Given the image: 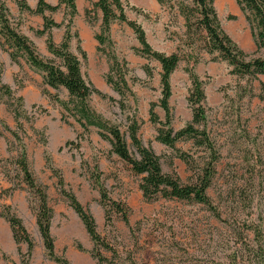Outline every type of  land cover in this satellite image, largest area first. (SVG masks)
<instances>
[{
	"label": "rangeland",
	"instance_id": "374dc122",
	"mask_svg": "<svg viewBox=\"0 0 264 264\" xmlns=\"http://www.w3.org/2000/svg\"><path fill=\"white\" fill-rule=\"evenodd\" d=\"M37 1L25 0L34 8ZM96 1L75 0L81 12L77 11L70 29L69 48L80 58L84 77L106 95L94 93L88 102L125 133L130 123L137 121L141 141L161 156L163 171L176 173L182 182H194L199 173L204 176L206 167L210 166L212 177L207 194L211 204L164 198L147 201L139 188L141 176L114 156L108 148L110 143L99 133L84 130L52 99L53 95H58L62 101H68L67 90L44 84L43 73L20 57L15 61L21 68L14 77L15 85L8 84L13 94L9 96L5 90H0V118L17 135L0 124V173L5 183L0 184V210L9 205L11 211L21 216L34 238L30 264L56 263L47 257L43 243L33 236L32 218L38 202L17 168L16 160L23 150L36 182L47 188L54 210L51 233L57 243V253L85 255L93 250L83 223L67 198L60 194L58 176L61 174L65 188L75 193L93 214L97 230L108 244L104 249L95 248V252L100 250L107 257L104 264H256L264 254V87L261 84L264 74L258 79L232 74V67L218 58L217 53L212 55L206 51L204 32L195 24L196 12L189 13L191 30L188 32L178 0L163 5L157 0H123L129 4L125 6L127 17L142 25L154 49L181 54V61L170 77L169 126L174 130L192 121V108L188 103L191 80L187 69L195 72L200 63V79L205 83L206 120L194 126L206 131L214 150L192 138H182L175 148L168 147L155 139L160 124H153L149 114L151 103H155V113L165 121L166 112L159 105L161 66L158 61L135 53L134 48L139 44L135 31L120 21L113 22L110 29L112 45L106 44L105 52H99L95 35L101 32L102 11L94 6ZM0 4L5 8L11 27L34 43L41 58L60 63L47 49V36L36 34V30L44 27L42 15L20 8L15 0H0ZM214 5L224 31L249 58L257 56L249 25L236 1L215 0ZM70 13L71 8L64 4L55 12H45L54 21L64 22L62 27L51 29L57 44L63 38ZM79 48L85 52V58ZM6 49L8 42L0 32L1 81L3 60L10 57ZM108 51L128 62L126 78L132 93L125 98L106 81L110 67ZM214 58L217 59L212 60ZM145 64L152 68V76L144 71ZM20 96L22 102L18 100ZM13 110L20 113L21 129L16 125ZM126 139L130 144V138L126 136ZM67 141H74L79 147L66 145ZM42 146L45 147L43 153ZM130 149L135 151L131 145ZM177 153H184L188 162ZM98 169L102 171L100 182L106 186L110 198L121 201L129 209V225L109 206L106 207L109 220H106L95 182ZM16 193L25 195L30 208L27 212L15 207L12 199ZM79 243L84 251L78 249ZM14 245V251L9 252L0 243V264H20L15 241ZM21 250H27L25 243H21ZM70 258L73 260V255ZM81 263L98 264L91 254L88 258L82 257Z\"/></svg>",
	"mask_w": 264,
	"mask_h": 264
},
{
	"label": "trees",
	"instance_id": "16d2710c",
	"mask_svg": "<svg viewBox=\"0 0 264 264\" xmlns=\"http://www.w3.org/2000/svg\"><path fill=\"white\" fill-rule=\"evenodd\" d=\"M20 8L27 9L30 13L40 14L44 19V27L36 30L38 35H46L47 49L60 63L54 60H45L37 53L34 43L25 35L17 32L11 27L8 18L6 17L4 6L0 4V32L8 42V49L12 61H18L20 57L34 67L36 70L43 73L44 84L47 86L59 89L65 88L69 96L68 101H62L58 95H53L52 99L60 103L70 116L80 124L84 130L94 126L99 128V135L107 140L111 146V152L117 155L123 162L129 165L134 174L140 175L139 188L142 191L143 197L147 201L156 200L158 198L176 199L180 201L195 202L197 204H204L210 206L211 201L207 194V189L210 185V178L212 177L211 167H206L204 176L197 177L194 182H182L176 173L164 172L161 165V156L156 154L150 145H145L139 137L140 124L137 121H132L127 128V132L121 131L118 125L112 124L109 120L98 113L91 105L90 98L92 94L97 93L106 97L100 90L95 88L93 84L88 81L81 70V61L77 54L70 50V41L72 35L71 24L74 16L77 13L75 0H58L56 5L50 4L46 0H38L35 8L30 7L25 0H15ZM167 1L173 0H157L163 5ZM240 11L244 13V17L249 25L250 33L255 45L254 54H258L252 58L231 38V36L224 31L221 26L214 2L215 0H178L179 8L184 13L186 18V27L189 32L191 30L190 12H196L197 17L195 24L204 32V42L206 51L209 54L217 53V57L232 67L231 73L240 76L250 75L255 79L259 75L264 74V0H235ZM187 2V3H186ZM64 4L71 8L69 20L65 24V32L59 44L53 40L51 29L53 27H61L64 22H56L49 18L45 12H55L60 6ZM123 0H97L94 6L102 11L101 32L95 35L98 41L97 50L105 52L106 44L112 45L110 36L111 25L115 21L126 23L137 36L140 47L134 48L136 54L146 58L154 59L159 62L161 66V86L162 97L159 105L166 112L165 121H162L158 114L155 113V103H151L149 114L150 121L153 124H160L157 127L155 139L171 148H175L177 141L182 138H192L198 144H205L210 150L213 145L209 141L205 130L195 128V124L200 125L206 120L205 101L206 94L202 79L193 71L192 68L187 69L190 73L191 87L189 89L188 103L192 108V121L184 128L174 130L171 126V109L169 105V98L172 94L170 77L178 67L181 61V54L179 51H174L169 54L154 49L147 40L146 32L142 25L136 20L129 19L125 13V6ZM188 11V12H187ZM181 12V13H182ZM88 14V11H86ZM182 13V14H183ZM233 18V17H232ZM205 34V35H204ZM82 56L85 58L86 54L81 48ZM109 61V74L106 75V81L111 87L118 92L122 98L132 93L129 86L126 74L128 70V62L125 59H120L116 53L108 51L106 53ZM214 58L212 60H216ZM148 76H152V68L146 64L143 67ZM262 86L264 83L261 81ZM0 90H5L11 96L13 94L12 88L0 80ZM111 98V97H110ZM112 99V98H111ZM20 102L23 97L18 98ZM121 105H123V102ZM21 104V103H20ZM12 105H10V108ZM15 121L19 129L22 123L19 120L20 113L15 112ZM45 111V110H43ZM66 121L65 116H62ZM0 124L4 125L0 118ZM4 127L10 130L15 136L16 132L12 131L8 126ZM126 136L130 138L129 144ZM202 136V137H201ZM81 137V134H79ZM201 138V139H200ZM66 145H73L79 147V144L74 141H67ZM130 145L135 151L130 149ZM185 162L188 159L184 153H177ZM49 162V158L45 157ZM17 168L20 169L23 181L28 185L29 189L37 197L38 205L35 208V218L37 227L39 229L46 255L56 264H71L70 260L64 253L57 254L55 252V240L51 233V222L54 217V210L50 204V199L47 193L46 185L36 182L33 173L29 169V164L26 160V151L23 150L16 160ZM97 170V168H96ZM54 172H57L54 170ZM96 178V187L100 193V203L105 209L106 220H109V215L106 207H110L112 212H116L122 216L124 222L129 225L128 208L121 201H116L110 198L106 186L100 182L102 171L98 169ZM59 174V173H58ZM65 181L61 174L58 176V188L60 194L65 196L69 202L70 207L78 215L84 228L93 243V250L90 252L91 256L98 264H104L108 259L100 250L95 252V248H107L108 244L97 230V223L93 214L80 202L75 193L65 188ZM2 216L10 225L13 239L17 245V251L20 256V264H30L33 255L35 241L31 233L28 231L23 223L21 216L19 217L14 211H11L9 205L2 206L0 210ZM21 243L27 245V250H21ZM79 250L84 251L85 248L79 243L77 245ZM256 264H264V254Z\"/></svg>",
	"mask_w": 264,
	"mask_h": 264
},
{
	"label": "crops",
	"instance_id": "0c3cea01",
	"mask_svg": "<svg viewBox=\"0 0 264 264\" xmlns=\"http://www.w3.org/2000/svg\"><path fill=\"white\" fill-rule=\"evenodd\" d=\"M50 4H53V5H56L57 4V0H52L49 2ZM157 2L154 4V7H153V10L156 9V6H157ZM31 7V6H30ZM34 8V7H32ZM76 8H77V11L78 13L81 12L79 7H78V4L76 5ZM58 22V21H56ZM139 23V22H138ZM115 23H112L111 27L114 25ZM126 24V23H125ZM127 25V24H126ZM62 27V26H61ZM128 28V27H127ZM147 36V34H146ZM148 40V39H147ZM149 42V41H148ZM136 47H140V45H136ZM135 47V48H136ZM163 52V51H162ZM3 64H4V70H3V73H2V81L5 83V84H9V85H15L14 84V77L15 75H17L20 71H21V68L20 66L18 65V63L12 61V59L10 57H8L7 59H4L3 60ZM146 65V64H145ZM195 73L199 76L200 78V63L197 64L196 66V69H195ZM90 130H94L97 134H98V129L99 128H96L94 126H91L89 127ZM99 135V134H98ZM48 149L50 148L51 150V143L48 144ZM109 149H111V146L109 145L108 147ZM29 150V149H28ZM45 150V147L42 146V148L40 149L41 153H43ZM115 156V154H114ZM5 184L4 181H3V178L1 177V173H0V184ZM12 201L14 202V205L15 207L17 208L18 211H28L30 208L28 207V201L25 197V195H20L18 193H16L14 195V198L12 199ZM11 199H9V202L11 203L12 202ZM12 202V203H13ZM19 213V212H18ZM52 224V223H51ZM32 226H33V236L37 238V240L40 242L43 243V241H41L40 239L41 238V235H40V232H39V229L37 227V223H36V218L35 216H33L32 218ZM10 225L9 223L0 216V243L2 245H4L6 247V249L11 252V251H14V239L12 238V231H11V228H9ZM52 227V226H51ZM51 232H53V228H51ZM5 239V240H3ZM55 249L57 250V243H55ZM57 253V251H56ZM57 254H61V253H57ZM70 260V262H72V264H82L81 263V259L82 257L84 258H88L90 257V254L89 253H85V255H83L82 253H64ZM74 257L73 260H71L70 257ZM92 257V256H91ZM92 259H94L92 257Z\"/></svg>",
	"mask_w": 264,
	"mask_h": 264
}]
</instances>
